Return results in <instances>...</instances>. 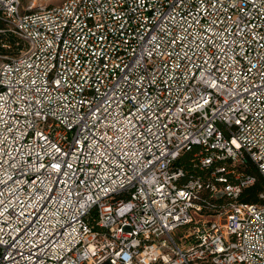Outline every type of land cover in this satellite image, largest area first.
Listing matches in <instances>:
<instances>
[{
  "label": "built area",
  "instance_id": "built-area-1",
  "mask_svg": "<svg viewBox=\"0 0 264 264\" xmlns=\"http://www.w3.org/2000/svg\"><path fill=\"white\" fill-rule=\"evenodd\" d=\"M249 165L264 0H0V264H264Z\"/></svg>",
  "mask_w": 264,
  "mask_h": 264
},
{
  "label": "trees",
  "instance_id": "trees-1",
  "mask_svg": "<svg viewBox=\"0 0 264 264\" xmlns=\"http://www.w3.org/2000/svg\"><path fill=\"white\" fill-rule=\"evenodd\" d=\"M196 150L197 147H195V149L193 148L192 150L184 151L179 157V160L177 161V165L183 167L186 171L187 176L184 179V181L185 180L187 181L192 174L194 175L202 174V171L194 166L193 154ZM246 170L247 173L255 177L256 181L246 186L243 189L240 196V201L258 202L259 194L264 188V177L262 176V174L259 172V170L255 165H249Z\"/></svg>",
  "mask_w": 264,
  "mask_h": 264
},
{
  "label": "rangeland",
  "instance_id": "rangeland-1",
  "mask_svg": "<svg viewBox=\"0 0 264 264\" xmlns=\"http://www.w3.org/2000/svg\"><path fill=\"white\" fill-rule=\"evenodd\" d=\"M36 2L37 5H51L53 3H57L59 0H24V4L27 5L32 2Z\"/></svg>",
  "mask_w": 264,
  "mask_h": 264
}]
</instances>
